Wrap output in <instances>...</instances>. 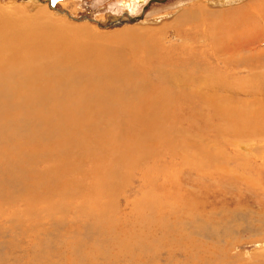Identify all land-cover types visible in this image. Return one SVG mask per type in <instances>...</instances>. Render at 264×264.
Instances as JSON below:
<instances>
[{
  "label": "bare ground",
  "instance_id": "obj_1",
  "mask_svg": "<svg viewBox=\"0 0 264 264\" xmlns=\"http://www.w3.org/2000/svg\"><path fill=\"white\" fill-rule=\"evenodd\" d=\"M143 1L136 0L137 4ZM47 2L49 6L55 7L49 0ZM147 3L150 4L151 0H148ZM199 7L197 8L198 11ZM55 9L62 12L59 8L55 7ZM187 10L185 9L178 14L175 18L177 20L174 19V23L178 21L179 23H186L189 20L191 23H194L195 19L192 21L193 17H188ZM243 10L244 8L236 7L218 12V15L214 16L213 22H211V30L215 32L212 31L208 37V40L214 45L208 49L202 48V46L186 47L185 45H179L162 50L165 45L160 41L159 33L167 27V23L160 25L157 30L154 28L149 31L147 30L146 34L145 31L129 29L121 33L104 35L106 39H110L111 37L121 41L127 49L126 55L128 56L123 55L117 50L112 51V49L102 46H93L91 41L83 37V28L70 27L60 20L52 19L43 9L40 10L39 8V12L35 10L39 17L35 13L33 15L25 13V16L21 18H13L0 12V204L8 203V207L13 208L16 202H22L20 213L28 216L38 226L46 216L48 218L49 216L54 217L56 212H61L65 215V212L69 213L67 209H71L70 211L78 215H92L91 220L94 222L93 224L96 227H102L105 224H103L102 220L106 219L104 211L107 210L108 206L105 210L104 208L96 207L93 202L90 206L83 204V201L80 200V198L82 199L80 192L83 187L88 185L90 189L100 190L101 194L113 199L114 184H117L114 183V176L116 177V171L119 168L114 167L115 164L124 166L125 162L131 157L130 152H127V150L137 143L140 144L142 141L139 140L140 138L144 140L156 138L157 140L169 143L168 140L171 137H168L164 132L172 131L173 129L178 130L176 124L185 120L186 116H182L185 110L187 112H194V116L197 119L195 125L191 120V122H187L188 125L191 124L198 128V126H201L198 119H201L202 128L206 126L204 129L210 128L218 132L219 136L215 135L217 137L215 139L220 144H229L234 147L236 142H239L236 141V138L244 137L249 139L256 132L260 133L258 135L264 134V101L259 97L262 101L256 105H252L251 100L253 99L248 98H252L253 95L256 96L252 92H258L257 89L259 87L262 89V87L256 86V84L254 88L252 86L254 90L251 87L247 88V86L245 88L234 89L222 84L229 76L227 75L224 78L225 72L221 71L220 68L216 71V73L218 72L217 76L215 70L218 68L212 70L203 68L202 66V61L212 64L216 62L215 65L218 67L220 65L221 67V64H217L218 62H223L225 66H228L240 61H247L249 63L259 60L260 54H263L264 50L259 52L260 50L258 51L256 47L259 46V42L263 41L262 43H264V30L257 26V28L252 26L254 31L252 29H250L251 31L247 30L248 33L246 32V35H244L246 30L244 34H238L232 30L233 27L229 28L228 26L229 23L231 24L230 20L235 16L237 18V15ZM124 15L126 16V20L130 22H133L134 18H136V21L140 18V16H130L128 13H124ZM44 16L46 19H44ZM233 21L232 23H234ZM254 24L256 23L254 22ZM99 25L101 27L105 26L102 23H99ZM185 27L187 28L185 25L183 29L178 28L176 30L183 31L186 29ZM77 35H81V37H76ZM148 40L152 42L149 45L150 51H148L149 46H147L146 50L142 47ZM253 43H256L254 44L255 46ZM154 48L158 50V54L152 53ZM144 50L145 53L143 54ZM185 50L189 51V53L182 56V58L179 53H185ZM194 50L197 52H194ZM253 50L254 52H252ZM148 52H151L149 54L152 56H149L145 62V54L148 55ZM244 63L241 64L243 65ZM209 66L211 67L212 65ZM258 66L263 67L264 64ZM146 67H151V71L154 74H150L149 68L147 69ZM253 67L255 66H251L250 64L248 68L252 69ZM203 69L204 71H214L211 74L220 78L214 86L207 85L203 87L204 81L206 83L211 79H208L209 75H207L208 77L202 76ZM221 73L223 74L221 75ZM190 84L196 86V89L193 88L192 91H188L186 86ZM199 85H202L205 91L202 88V90L198 89L197 86ZM233 97L238 98L234 99ZM224 132H226L227 138L222 137L221 134ZM86 142L88 143L86 150H81V146ZM94 148L101 149L100 156L92 153L91 149ZM107 149L109 150L107 151ZM120 149L122 150L121 159H117ZM164 150L166 152V148ZM133 156L135 157V155ZM85 161L91 164L89 170H84L85 172L83 170V172L74 170L76 165L73 164L80 162L79 165H83ZM145 162L148 163V160H145ZM129 163L132 165L131 163L133 162L130 161ZM206 163H203V165L206 167L207 164L210 165L209 162ZM190 165L193 166L191 163ZM100 166H104L105 169L100 168ZM125 166H127V163ZM149 166L151 165L149 164ZM211 166L208 168H211ZM200 169L202 170V167H199ZM162 170L160 171L162 172ZM205 170L208 169L205 168ZM205 170L204 172H206ZM208 171L212 172V170ZM177 172L179 171L175 173ZM70 173H72L71 176L68 175ZM107 176L110 177V180L106 178ZM22 191H27L29 195L21 197L20 192ZM91 192L93 191L90 190V195ZM96 199L94 197L93 200ZM39 202H44V207H41ZM163 202L161 201L160 203L162 204ZM112 203L114 202L112 201ZM126 203L128 204V202ZM3 211L4 209L0 208V214ZM112 211L115 210L112 208ZM179 214L177 213V215ZM3 220L7 221L6 219ZM173 226L175 227V225ZM0 228L2 229V227ZM41 230H39L40 233L42 232ZM109 237H104L105 242L103 244L100 243L101 245L98 246H87L83 243L75 244L71 255L67 253L71 242L64 245L60 253V257L64 261L62 264H89L100 254L105 257L117 256V247L112 243V240H109ZM147 243L141 237L136 245H139V250H150ZM30 257L24 264H45L44 260L42 261L41 257L35 254Z\"/></svg>",
  "mask_w": 264,
  "mask_h": 264
},
{
  "label": "rangeland",
  "instance_id": "obj_2",
  "mask_svg": "<svg viewBox=\"0 0 264 264\" xmlns=\"http://www.w3.org/2000/svg\"><path fill=\"white\" fill-rule=\"evenodd\" d=\"M49 1L53 6L61 9L64 13L58 11L55 7L49 6L47 0H0V12L13 18H21L22 16H25V13L30 15L35 13V15L39 17L35 10H38L39 12V8L40 10L43 9L52 19L60 20L70 27L83 28V37L91 41L93 46H102L112 49V51L117 50L125 56H128L126 55L127 49L123 46L122 42L111 37L110 39H106V36L121 33L129 29L145 31L146 34L147 30L149 31L153 28L157 30L160 25L167 23V27L159 33L160 41L165 45L162 50L179 45H185L186 47L202 46V48L208 49L210 46L214 45L208 40L209 34H211L212 31L215 32L214 30H211V22H213L212 19H214V16L216 17L218 12L236 7L244 8V10L241 12L242 14L240 13L237 15L239 18H236L235 16L230 20L231 24H228L229 28L233 27L232 30L236 31L238 34H244V31L246 30L244 35H246L247 30L249 31L252 29V31H254L252 26L264 30V0H151L150 4L147 3L148 0H142L143 2H139L138 4L136 0ZM198 6H200V12L197 9ZM193 8L197 10H194ZM185 9H188V17L192 16V21L195 19L194 21L197 24L195 22V24L193 22L191 23L190 20L186 23H179V21L174 23L176 16ZM124 13L130 14V16H140V18L137 21L134 20L133 22H130L126 20ZM247 14L249 15L247 16ZM44 19H46L45 16ZM120 20H122V22H120ZM232 21L234 23H232ZM254 22L256 24H254ZM99 23L105 24V26L101 27ZM181 25H186L187 28L185 27L186 29L183 31L176 30L178 28L183 29V26L181 27ZM87 33L91 37H89ZM103 36L104 38H102ZM237 36L236 38H238ZM76 37L80 38L81 35H77ZM262 42L263 41L259 42V46L256 47L258 48V51L260 50L259 52L264 50V43ZM151 43L152 42L148 40V42L142 47L146 50L147 46L151 45ZM254 44L256 43H253V45ZM145 50L143 54L145 53ZM150 50L151 48L149 46L148 51ZM254 50L252 52H254ZM195 51L196 50H194V52ZM149 53L151 54V52H148V55L145 54V62L149 56H152ZM152 53L158 54V50L154 48ZM188 53L189 51H186L185 53L181 52L179 55L182 57L186 54L188 55ZM263 55L264 51L263 54H260L259 60L249 63L247 61H240L239 63L236 62L225 66L223 62H218V65L221 64V67L220 65L218 67L215 65L216 62L212 64L202 61V66L203 68L212 70L218 68L215 70V73L220 68L221 71L225 72V75H223L224 78H226L227 75L229 76V78L227 77L222 84L234 89L245 88V86H247V88L251 87V89L254 90V85L257 84L256 86H261L262 89L259 87V89H257L258 92H252L256 94V96L253 95L252 98L248 97L253 99L251 100L252 105H256L257 103H260L262 99L264 101V66H258L264 64ZM243 62L247 64L244 63L242 65L241 63ZM250 64L251 66H255L256 69L255 67H253L254 69L248 68ZM208 65L212 66L208 67ZM151 69L152 68L150 67L149 70L151 71ZM212 70H202L203 77L209 75V77L207 76L208 79L211 78L208 80L209 83H205L204 81L203 87L207 85L214 86L219 81L220 78H217L218 72L216 73L217 76L214 75L216 76L214 77L213 74H211V72L214 73ZM150 71V74H154L153 71ZM222 74L223 73H221V75ZM210 75L212 76L210 77ZM203 87L202 85L197 86L198 89L202 88L205 91V88ZM186 88H188V91H192L193 88L196 89V86L190 84L187 85ZM259 97L262 99H259ZM233 98L236 99L238 97ZM188 112L185 110L182 115L183 117L186 116L185 120L176 124L178 130H165L167 133H164L168 137H171L168 140L169 143L157 140L156 138H148L147 140L140 138L139 140H142L140 144L137 143L135 146H132L127 150V152H130L131 156L128 161L125 162V164L127 163V166H125V164L124 166H118L116 164L114 166L119 168L116 171V177L114 176V183L117 184H114L112 194L113 199L101 194L100 190L90 189L88 185L83 187L84 190L82 189L83 191L81 190L80 192L82 197L80 200L83 201V204L90 206L93 202L96 207L104 208L105 210L108 206L107 210L104 211L106 219L102 220L103 224L105 223L102 225L103 228L99 226L96 227V225L93 224L94 222L91 220L92 215H78L73 211H70L71 209H67L69 213L67 214L65 212V215L61 212H56L54 217L49 216L48 218V216H46L43 218L44 220H41L40 225L38 226L32 222L28 216L20 213L22 202L18 201L15 203L14 207L17 208H9L8 203H3L8 208H6L5 205L0 204V208L5 211L0 214V227H2V229L0 228V264H15L16 262L17 264H20V262H22L21 264H24L33 254L41 257L45 264H62L64 261L62 257H60V253L61 248L64 245L71 242L67 252L68 255H71L75 244L83 243L87 246H98L101 245L100 243L103 244L105 242L104 237L107 238V236H110L109 240H112V243L116 245L117 256L112 255L114 257H105L100 254L92 261L94 262L93 264H264V134L258 135L260 133L256 132V134L249 139L244 137L236 138V141L239 142H236L234 147L229 144H220L215 139L217 138L215 135L219 136V134H217L218 132L210 128L204 129L206 126H203L202 128L201 119H198L201 125L198 126V128L191 124L188 125V121H192L195 125L197 120L196 116H194V112ZM225 134L226 132L221 134L223 138H227V135ZM87 145V142L84 143L81 146V150H86ZM165 148L166 152L164 150ZM91 150L92 153L97 156L101 155L102 151L100 148H94ZM108 150L109 149H107V151ZM132 150L133 152H131ZM175 150H178V152ZM200 152L202 153L199 154ZM166 153L168 154L166 155ZM118 154L117 159H121V149L118 151ZM133 155H135V157ZM141 160H143L142 163ZM145 160H148V163L145 162ZM130 161L133 163L135 162L134 165L133 163H131L132 165H130V163L128 164ZM206 162H209L210 165ZM190 163L193 164V166H189ZM203 163H206L207 167L204 166ZM79 164L80 162L73 164L76 165L74 170L84 171L89 170V167H91V164L87 161H85L83 165L81 164L82 166ZM149 164L151 166H149ZM203 166L208 170H212V172L205 170ZM210 166L211 168H208ZM199 167H202V170H199ZM100 168L105 169L104 166H100ZM160 170H162V172ZM204 170L206 172H204ZM176 171L179 172L175 173ZM68 175L71 176L72 173ZM106 178L109 179L110 177L107 176ZM155 182L158 183L156 184ZM88 189L93 191L91 192L92 196L89 194L90 190ZM28 195L27 191L20 192L21 197H26ZM94 197L95 199H99L93 200ZM170 198H173L172 203ZM112 201L114 203H112ZM161 201L164 202L161 204ZM126 202H128V204ZM43 203L44 202H39V205L44 207L45 203L44 205ZM112 208L115 211H112ZM178 209L180 210L178 211ZM176 212L180 214L177 215ZM13 213H16V215L14 216ZM61 218H64L65 221ZM108 218L110 219L106 221ZM3 219H6L7 221H4ZM167 219L168 221L171 220L166 222ZM85 220L88 221L86 222ZM30 222H32V224H30ZM24 224H28V226ZM173 225H175V227ZM105 226H107V228H105ZM38 229L42 232L40 233ZM149 231L152 232L150 233ZM5 232L7 233L6 235ZM43 232L46 233L44 234ZM35 234L36 236H34ZM141 237L148 242L147 245H149L150 250L138 249L139 245H136V243ZM155 248L159 252H157ZM92 262L89 264H92Z\"/></svg>",
  "mask_w": 264,
  "mask_h": 264
},
{
  "label": "water",
  "instance_id": "obj_3",
  "mask_svg": "<svg viewBox=\"0 0 264 264\" xmlns=\"http://www.w3.org/2000/svg\"><path fill=\"white\" fill-rule=\"evenodd\" d=\"M137 17V16H136ZM136 20V18H134ZM133 20V19H132Z\"/></svg>",
  "mask_w": 264,
  "mask_h": 264
}]
</instances>
